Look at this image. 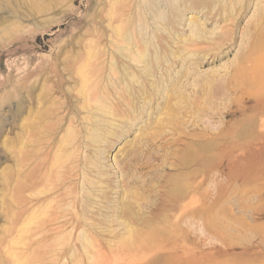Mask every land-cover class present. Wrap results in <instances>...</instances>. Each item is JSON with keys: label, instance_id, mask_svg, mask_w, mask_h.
Wrapping results in <instances>:
<instances>
[{"label": "rangeland", "instance_id": "374dc122", "mask_svg": "<svg viewBox=\"0 0 264 264\" xmlns=\"http://www.w3.org/2000/svg\"><path fill=\"white\" fill-rule=\"evenodd\" d=\"M202 1L174 11L169 31L156 25V12L137 18H150L147 45L156 43L157 55L178 56L170 70L157 69L167 73L166 102L165 91L155 93L133 123L113 102L121 116L102 120L122 131L119 139L92 141L86 109L55 130L59 141L77 128L81 177L72 183L94 184L81 215L86 244L77 231L57 244L18 234L15 224L28 110L37 123L29 134L40 138L65 95L79 108L88 45L103 49L111 13L125 11L118 27L128 30L130 9L148 0H0V264H10L11 250L23 251L21 264H264V0ZM42 240L46 253L33 260L27 249Z\"/></svg>", "mask_w": 264, "mask_h": 264}, {"label": "bare ground", "instance_id": "6f19581e", "mask_svg": "<svg viewBox=\"0 0 264 264\" xmlns=\"http://www.w3.org/2000/svg\"><path fill=\"white\" fill-rule=\"evenodd\" d=\"M200 1L203 3L202 0ZM163 2H165L167 8L164 13L160 8L161 6L153 0H148V5L136 7L133 10L128 6L131 18L126 23L129 25V29L126 30V26L125 31L121 26L118 27L125 11L111 13V21L108 24L111 29L104 32L102 30L103 34H101V37L104 35L108 39L107 45L103 49L97 50L100 44L91 43L90 39L89 43L91 44L88 45V52L86 51L88 54L87 57L85 56V67L82 74L78 73L77 75L82 85L77 98L80 96L79 98H82L83 103L79 108L73 107L69 101V95H65L66 101L63 104L62 112L59 109L61 116L54 115L50 126H45L46 129L43 128V131L45 129L44 133L47 130L49 131L45 133V136L39 138V136L29 134V129L36 127L37 123L31 121L33 112L30 109L28 110L20 159L22 172L18 178L19 184H17V191L20 194L17 200L19 205L18 222L15 223L18 234L31 235L36 238H50L51 242L56 241L58 244L63 236H67L72 231H77L82 243L86 244L85 236L89 229L85 220L81 219V215L84 216L88 210L87 201H85L86 195L92 194L91 186L94 184L89 181H84L82 185L72 183L75 182L77 177H81V171H78L77 166L79 162L77 156L79 158V155L73 157V152H78L79 149L77 140L79 132L77 128L75 127L73 130L69 128L65 133L66 135L63 136L64 138L62 137L59 141L56 139L55 130L62 129L61 125L64 121L67 122L69 112L75 114L80 111L79 109H86L88 112L82 119L91 122L92 126L89 132L93 138L92 141L98 140L99 136L104 134L119 139L123 134L122 131L119 134L114 129V123L102 120L105 119L104 116H121L120 114L117 115L118 113L112 109L113 102L116 101L123 108L125 114L123 117L126 116V121H131V123L136 122L139 119L137 117L146 113L147 109L152 108L151 103L155 101V93H159L161 90L165 91L166 98L163 101L166 102L170 95H168L167 87L163 88L162 78H166L167 73L162 69L166 66V69L170 70L174 65L173 61L178 56L170 59L164 53L157 55L156 48L158 45L152 42L147 45L149 41L146 36L147 34L150 35L147 23H149L150 18H147V23L140 22L137 18H142L144 13L146 15L147 12L152 15L156 12L153 16V19L158 21L156 25L162 29L167 28L169 31V26L177 23L174 18V11L195 6L198 0H177L175 2L163 0ZM123 8H127V6ZM199 35L195 31L193 39H200ZM156 37H159V35H156ZM139 64L143 68L141 71H138ZM159 68L162 69L157 71ZM158 72H160V79L156 78V81L153 82L157 90L150 89L148 85L149 78L155 76ZM23 91L21 103L28 104L31 100L29 91L26 87H23ZM37 98L39 99V95ZM140 104H142L141 107H139ZM90 108L95 114L99 113L98 116L97 114L96 116L91 114L93 112ZM153 111L158 115L161 109L153 108ZM57 112L55 113L57 114ZM37 115L39 116V114ZM46 116L44 115L42 118L45 120ZM38 121L40 122V119ZM71 122V120L68 121V123ZM58 144L60 145L58 146ZM180 197L181 195L178 199ZM193 200L194 198H192ZM192 201L187 205L191 204ZM193 203L195 205V201ZM184 204H181L182 207ZM182 209L184 210V207ZM18 225L19 227H17ZM43 244H45L43 240L31 244L26 254L31 256L33 260H38L43 255V250L47 249L46 247L43 248ZM50 247L52 249L53 245H50ZM6 254L9 257L10 264H21V258L24 257L23 251L11 250V252L7 251ZM65 256L69 257L68 249Z\"/></svg>", "mask_w": 264, "mask_h": 264}]
</instances>
